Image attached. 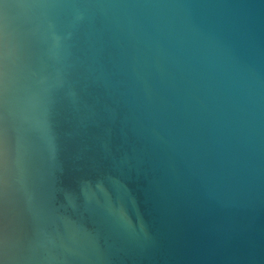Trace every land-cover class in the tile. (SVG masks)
Masks as SVG:
<instances>
[{
	"label": "water",
	"instance_id": "water-1",
	"mask_svg": "<svg viewBox=\"0 0 264 264\" xmlns=\"http://www.w3.org/2000/svg\"><path fill=\"white\" fill-rule=\"evenodd\" d=\"M0 264H264V0H0Z\"/></svg>",
	"mask_w": 264,
	"mask_h": 264
}]
</instances>
